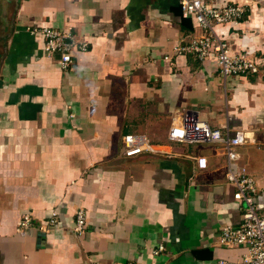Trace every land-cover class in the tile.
I'll return each instance as SVG.
<instances>
[{"label":"crops","instance_id":"crops-1","mask_svg":"<svg viewBox=\"0 0 264 264\" xmlns=\"http://www.w3.org/2000/svg\"><path fill=\"white\" fill-rule=\"evenodd\" d=\"M215 3L245 7L242 21L216 32L258 73L226 80L213 58L179 53L204 31L178 0H0V264L243 258L245 247L218 240L242 219L223 145L169 138L185 111L225 136L243 132L236 167L264 187V0ZM35 26L70 28L88 49L64 71ZM129 134L145 135L155 152L127 157ZM52 212L60 225L41 231ZM24 214L38 226L21 235Z\"/></svg>","mask_w":264,"mask_h":264},{"label":"built area","instance_id":"built-area-1","mask_svg":"<svg viewBox=\"0 0 264 264\" xmlns=\"http://www.w3.org/2000/svg\"><path fill=\"white\" fill-rule=\"evenodd\" d=\"M183 16H193L199 27L204 31L201 37L191 40L177 47L183 54H192L200 61L212 59L217 65L220 74L227 80L233 77L247 76L259 72L258 63L249 58V54L233 55L228 41L216 32L219 25L238 24L246 16V9L240 4H225L218 6L215 0H178ZM30 31L41 36L45 42V49L50 54H59L61 67L64 71L74 65L73 52H86L88 43L80 39L70 28H53L35 26ZM169 138L172 141L188 142L193 144L221 143L228 159L226 178L233 184L236 192L235 199L242 204V219L239 225L223 227L219 233V243L226 247H245L247 253L239 261L220 259L214 264H264V187L259 188L244 166L236 167L239 158L237 149L247 142L243 132L234 136H225L221 130L213 129L210 124L191 111H185L179 124L174 125ZM124 153L133 157L146 152H155L154 145L145 135L129 134L123 140ZM197 167L206 169L208 162L205 157H196ZM236 167V168H234ZM60 225L56 212H52L48 220L39 226L31 214H24L18 224L17 232L26 235L32 229L51 231ZM86 229V213L77 212L74 231L82 234ZM164 250L159 245L155 254ZM132 264V263H129Z\"/></svg>","mask_w":264,"mask_h":264}]
</instances>
